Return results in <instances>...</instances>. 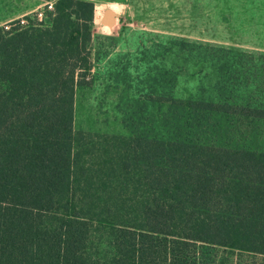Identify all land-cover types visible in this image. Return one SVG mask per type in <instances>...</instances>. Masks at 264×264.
<instances>
[{
	"label": "trees",
	"instance_id": "trees-1",
	"mask_svg": "<svg viewBox=\"0 0 264 264\" xmlns=\"http://www.w3.org/2000/svg\"><path fill=\"white\" fill-rule=\"evenodd\" d=\"M93 11L0 26V264H264L263 150L74 128ZM154 38L170 85L143 100L264 120V51Z\"/></svg>",
	"mask_w": 264,
	"mask_h": 264
},
{
	"label": "rangeland",
	"instance_id": "rangeland-1",
	"mask_svg": "<svg viewBox=\"0 0 264 264\" xmlns=\"http://www.w3.org/2000/svg\"><path fill=\"white\" fill-rule=\"evenodd\" d=\"M54 1L0 0V17L10 8L17 12L25 8L27 15L40 13L39 18L47 22L50 9L46 4ZM95 3L92 33L110 39L93 40L96 78L91 86L78 89L75 129L145 137L202 138L264 151V121L248 122L183 108H163L143 100L142 94L156 95L168 88L170 82L159 75L162 68L154 47L133 44L136 39L152 41L163 35L246 49L239 43L264 41V15L260 10L254 14L248 8L249 0H100ZM106 10L115 15L113 26L103 24ZM234 21L241 24L237 31L232 25Z\"/></svg>",
	"mask_w": 264,
	"mask_h": 264
},
{
	"label": "crops",
	"instance_id": "crops-1",
	"mask_svg": "<svg viewBox=\"0 0 264 264\" xmlns=\"http://www.w3.org/2000/svg\"><path fill=\"white\" fill-rule=\"evenodd\" d=\"M88 1H91L94 4H96L95 2L100 1V0H88ZM248 8L251 11H253V13L256 15L259 13V10H260L261 14L264 15V0H249ZM25 10L26 9L23 8L21 12H17L16 10L10 8V11L5 13V15L3 14V17H0V26H4L5 24L9 23L10 21L18 19L21 15L28 13V11H25ZM30 11H33V9ZM23 16H25V15H23ZM225 24H228V23H225ZM251 24L257 25L258 23H251ZM232 25L234 27V30L237 31L238 30L237 27L241 24L238 21H234V23ZM239 44L242 45L246 49L256 50V51H264V41H261V42L256 41V42H250V43H244V44L239 43ZM259 121H264V120H259Z\"/></svg>",
	"mask_w": 264,
	"mask_h": 264
},
{
	"label": "water",
	"instance_id": "water-1",
	"mask_svg": "<svg viewBox=\"0 0 264 264\" xmlns=\"http://www.w3.org/2000/svg\"><path fill=\"white\" fill-rule=\"evenodd\" d=\"M114 18L115 15L112 11L106 10L103 15V24L107 26H113L114 25Z\"/></svg>",
	"mask_w": 264,
	"mask_h": 264
},
{
	"label": "built area",
	"instance_id": "built-area-1",
	"mask_svg": "<svg viewBox=\"0 0 264 264\" xmlns=\"http://www.w3.org/2000/svg\"><path fill=\"white\" fill-rule=\"evenodd\" d=\"M46 5H47V7L50 9V11H51L52 8H53V3L48 2ZM36 13H37V12H36ZM39 16H40V13L37 14V17H38V18H39ZM39 20H41V19L39 18Z\"/></svg>",
	"mask_w": 264,
	"mask_h": 264
}]
</instances>
